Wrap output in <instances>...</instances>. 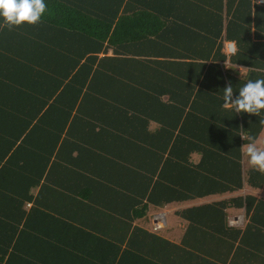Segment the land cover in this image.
Instances as JSON below:
<instances>
[{
	"label": "trees",
	"instance_id": "16d2710c",
	"mask_svg": "<svg viewBox=\"0 0 264 264\" xmlns=\"http://www.w3.org/2000/svg\"><path fill=\"white\" fill-rule=\"evenodd\" d=\"M220 1L45 0L0 28V264H264L241 137L264 124L223 108L264 78V7ZM178 203L173 234L139 223Z\"/></svg>",
	"mask_w": 264,
	"mask_h": 264
},
{
	"label": "clouds",
	"instance_id": "9594fccd",
	"mask_svg": "<svg viewBox=\"0 0 264 264\" xmlns=\"http://www.w3.org/2000/svg\"><path fill=\"white\" fill-rule=\"evenodd\" d=\"M258 0L257 3H260ZM47 11L45 0H0V18L3 24L0 28L7 27L12 30L24 23L35 25L41 22L43 14ZM230 51L235 54L236 45L230 46ZM226 68L233 67L225 63ZM247 74L240 72V78ZM223 108L237 113H248L262 117L260 123L264 124V78L248 79L239 88L238 95H234L231 81L223 87ZM248 142L242 147V156L247 158V163L260 173H264V141L253 136H241Z\"/></svg>",
	"mask_w": 264,
	"mask_h": 264
},
{
	"label": "rangeland",
	"instance_id": "374dc122",
	"mask_svg": "<svg viewBox=\"0 0 264 264\" xmlns=\"http://www.w3.org/2000/svg\"><path fill=\"white\" fill-rule=\"evenodd\" d=\"M1 60H5L4 57L0 56ZM245 159V164H247V158L244 157ZM242 191H252L254 193H257L258 195H264V188H254V187H250L248 185H245L244 188H242ZM30 205V204H29ZM180 206H182L181 203L178 204H171L168 205L166 207H160V208H152V210L150 211V213L148 214L147 217H145L142 220H139V223H142L146 226H152V218L154 216V214L159 211L160 209H163L167 212V217H168V231L173 234L174 232H176V230H178L177 227L172 228V226H176L179 224L180 222V218L178 217L177 213H176V209L179 208ZM229 219L230 222L233 224H243L245 221V213L239 209H231L230 213H229ZM182 222V221H181Z\"/></svg>",
	"mask_w": 264,
	"mask_h": 264
},
{
	"label": "crops",
	"instance_id": "0c3cea01",
	"mask_svg": "<svg viewBox=\"0 0 264 264\" xmlns=\"http://www.w3.org/2000/svg\"><path fill=\"white\" fill-rule=\"evenodd\" d=\"M224 1H226V0H222V1H220V3L221 4H223L224 3ZM239 1H244V0H239ZM245 1H250V2H252L251 3V5L255 8L256 6H261V7H264V1H261L260 3H257L258 2V0H245ZM238 4V0H236V2H235V5H237ZM239 5H241L240 3H239ZM242 6V5H241ZM243 7V6H242ZM228 8H229V6H228V3H226L225 4V6H224V11H227L228 10ZM224 14H225V12H224ZM226 19V18H225ZM264 25V24H263ZM252 31H253V33H252V38L253 39H257L256 37H255V34H257V35H259V36H262V37H264V26H263V28H260L259 29V32L257 31H255L254 29H252ZM262 39H264V38H262ZM225 41V51H226V54L228 55V58L225 60V61H221V62H225V63H227V64H231V65H233V67L232 68H239L240 69V72L241 73H244V72H246V70H247V66H245V65H243V64H239V63H235V62H233V61H231L230 59H229V57H231L230 55L232 54V52L230 51V47H229V45L230 44H235L236 45V41H235V39H225L224 40ZM237 47V46H236ZM29 204H31V203H29Z\"/></svg>",
	"mask_w": 264,
	"mask_h": 264
},
{
	"label": "built area",
	"instance_id": "2783aa9c",
	"mask_svg": "<svg viewBox=\"0 0 264 264\" xmlns=\"http://www.w3.org/2000/svg\"><path fill=\"white\" fill-rule=\"evenodd\" d=\"M264 1V0H261ZM232 44L229 45V47ZM168 225V217H167V212L163 209H160L159 211H157L153 218H152V227L155 230H159L162 229L164 227H166Z\"/></svg>",
	"mask_w": 264,
	"mask_h": 264
}]
</instances>
